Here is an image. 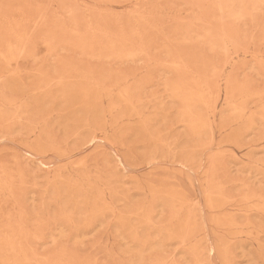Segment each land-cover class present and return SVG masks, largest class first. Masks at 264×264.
<instances>
[{
    "label": "rangeland",
    "instance_id": "374dc122",
    "mask_svg": "<svg viewBox=\"0 0 264 264\" xmlns=\"http://www.w3.org/2000/svg\"><path fill=\"white\" fill-rule=\"evenodd\" d=\"M0 264H264V0H0Z\"/></svg>",
    "mask_w": 264,
    "mask_h": 264
}]
</instances>
